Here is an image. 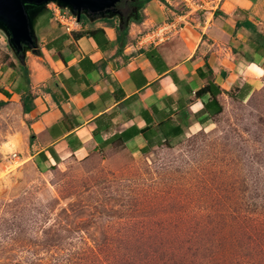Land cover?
<instances>
[{"label":"rangeland","instance_id":"obj_1","mask_svg":"<svg viewBox=\"0 0 264 264\" xmlns=\"http://www.w3.org/2000/svg\"><path fill=\"white\" fill-rule=\"evenodd\" d=\"M124 1L105 17L119 24ZM37 10L26 5L41 50L64 32ZM38 58L0 28V89L10 90V64L30 78L49 62ZM222 102L216 123L171 147L141 155L131 144L53 169L25 160L39 135L13 101L0 104V264H264V76L242 102ZM14 136L19 147L4 151Z\"/></svg>","mask_w":264,"mask_h":264},{"label":"crops","instance_id":"obj_2","mask_svg":"<svg viewBox=\"0 0 264 264\" xmlns=\"http://www.w3.org/2000/svg\"><path fill=\"white\" fill-rule=\"evenodd\" d=\"M175 1L150 0L145 4L141 23L129 24V36L136 40V45L125 46L119 54L117 45L99 49L87 38L76 42L70 39L60 50L53 45L56 38L41 45L40 58L49 62L36 65V73L28 77L34 108L27 114L22 113L20 105V96L25 90L22 73L11 69L10 90L5 87L11 94L9 101H13L24 123L37 131L42 145L25 160L37 163L40 154L44 153L49 157L45 166L49 167L66 159L83 161L104 151H120L122 145L116 149L110 143L111 138L122 135V130L133 123L139 130L142 112L153 106L164 108V100L168 97L180 96L186 101L191 116L184 134L191 129L202 130L209 121L204 120L205 115L199 118L194 115L208 97L193 99V94L205 84L196 71L206 65L212 69L214 82L222 89L244 87V100L250 96L262 76L250 66L264 69L262 62L251 63L244 58L243 53L252 50L235 25L250 22L264 33V0H217L214 7L201 0L206 11L188 12L180 10L183 6ZM179 4L181 7L176 8ZM118 19L120 23V16ZM169 21L181 23L180 31L161 42L146 44L143 36ZM101 23L93 24L87 20L85 25L80 23L75 32L103 28L106 38L113 42L115 30ZM84 58L95 66H89L85 71L80 67ZM1 72L0 75L9 73ZM222 72L226 73L225 78H222ZM227 97L223 95L222 101ZM110 113L118 124L112 131L108 130ZM15 137L11 140L15 147L4 151L19 147ZM106 142L108 144L104 146ZM131 144L138 147L140 154L145 141L142 135H136L125 143L124 149Z\"/></svg>","mask_w":264,"mask_h":264},{"label":"trees","instance_id":"obj_3","mask_svg":"<svg viewBox=\"0 0 264 264\" xmlns=\"http://www.w3.org/2000/svg\"><path fill=\"white\" fill-rule=\"evenodd\" d=\"M149 1L150 0H127L125 4L122 3V6H125L129 12L124 16L122 15L123 8H117L119 11L122 10L120 12L121 22L117 25L114 23L113 19H101V22L105 23L106 27L115 30V40L113 42L106 38V33L103 28H96L72 32L70 35L62 34L54 40L53 45L60 50V48L68 43L70 39L76 42L81 38H87L92 40L99 49L115 44L118 47L117 53L119 54L125 46L136 45V40H132L129 36V24L141 23L143 20L141 11L144 5ZM193 15L196 14L194 13ZM86 22L87 19L82 17L80 23L85 25ZM235 26L237 29L240 28L242 38L252 50L250 52H244V58L251 63L258 64L262 62V67L264 69V33L259 31L256 25L250 24V22L238 23ZM89 66L93 67L95 65L91 64L87 58H84L80 62V67L85 71H88ZM9 67L12 69L15 68L13 64H10ZM19 70L22 72V79L25 85V90L20 96V105L22 113L27 114L34 108V96H32L30 92L26 68L20 65ZM196 72L199 79L205 81V84L193 94V99H201L205 96H207L208 99L203 104L202 109L194 115V118H199L200 116L205 115L204 120L216 123L224 112V105L222 102L223 95H227L231 100H236L238 102H242L246 97V90L244 92V87L241 88L235 86L229 91H225L217 85L214 82L213 71L209 66L206 65L204 69H199ZM221 76L222 78H225L226 73L222 72ZM175 83H177V81H175ZM10 95L11 94L6 90L0 89V96L3 97V99H0V104L7 102L10 99ZM182 100L183 98L180 96L177 98L168 97L164 100V108L153 106L142 112V126L139 130H137L138 126L136 123L131 124L126 129H123L122 124V135H118L116 138L113 137V139L111 138L110 143L116 147V149H119L117 147L122 145L123 150L126 142L133 139L136 135H142L145 141V146L140 150L141 155L149 154L156 147H171L172 144L178 142L184 136V129L188 127V117L191 116L188 106H185L186 101ZM107 121H110L108 130L112 131L117 129L116 127L118 124L117 122H114L111 113L109 114ZM128 121H131V118H128ZM68 129H70V127H68ZM107 144L108 142H106L104 146ZM48 158L49 157L46 154L41 153L40 160L36 163L38 168H47L45 163L48 162Z\"/></svg>","mask_w":264,"mask_h":264},{"label":"water","instance_id":"obj_4","mask_svg":"<svg viewBox=\"0 0 264 264\" xmlns=\"http://www.w3.org/2000/svg\"><path fill=\"white\" fill-rule=\"evenodd\" d=\"M121 0H0V28L7 34L9 43L18 52L38 54L33 35L34 16L26 11V5L39 11L49 3L71 12L78 22L81 18H106L116 9ZM37 10V11H38ZM36 11V12H37ZM118 13V12H117ZM31 15V14H30ZM109 17V16H108ZM119 17V16H117Z\"/></svg>","mask_w":264,"mask_h":264},{"label":"built area","instance_id":"obj_5","mask_svg":"<svg viewBox=\"0 0 264 264\" xmlns=\"http://www.w3.org/2000/svg\"><path fill=\"white\" fill-rule=\"evenodd\" d=\"M200 1L201 0H179L181 5L190 11H206V9L203 8L205 4ZM216 1L217 0H206L205 2L211 5V7H214ZM46 7L48 8L53 20L66 34H71L80 28V22H78L76 17L68 10L62 9L54 3H49ZM211 10L212 8L210 11ZM177 28L178 26H176V22L174 21L164 22L162 25L154 28V30H152L149 34L143 36V39L146 40V44L161 42L162 40L174 35L178 30ZM10 156L15 159L19 158L18 154L15 152Z\"/></svg>","mask_w":264,"mask_h":264},{"label":"bare ground","instance_id":"obj_6","mask_svg":"<svg viewBox=\"0 0 264 264\" xmlns=\"http://www.w3.org/2000/svg\"><path fill=\"white\" fill-rule=\"evenodd\" d=\"M2 146H3V150H8L10 147H15V145L13 143H10V142H7L6 144H4Z\"/></svg>","mask_w":264,"mask_h":264},{"label":"clouds","instance_id":"obj_7","mask_svg":"<svg viewBox=\"0 0 264 264\" xmlns=\"http://www.w3.org/2000/svg\"><path fill=\"white\" fill-rule=\"evenodd\" d=\"M250 67L255 69L256 72L258 73V75L264 76V70H261V69L257 68L255 65H251Z\"/></svg>","mask_w":264,"mask_h":264},{"label":"flooded vegetation","instance_id":"obj_8","mask_svg":"<svg viewBox=\"0 0 264 264\" xmlns=\"http://www.w3.org/2000/svg\"><path fill=\"white\" fill-rule=\"evenodd\" d=\"M122 1H124V0H122ZM123 4H125V1L124 2H122Z\"/></svg>","mask_w":264,"mask_h":264}]
</instances>
